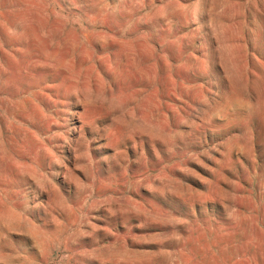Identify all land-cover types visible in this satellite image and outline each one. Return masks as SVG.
<instances>
[{"label":"rangeland","instance_id":"1","mask_svg":"<svg viewBox=\"0 0 264 264\" xmlns=\"http://www.w3.org/2000/svg\"><path fill=\"white\" fill-rule=\"evenodd\" d=\"M0 264H264V0H0Z\"/></svg>","mask_w":264,"mask_h":264},{"label":"bare ground","instance_id":"2","mask_svg":"<svg viewBox=\"0 0 264 264\" xmlns=\"http://www.w3.org/2000/svg\"><path fill=\"white\" fill-rule=\"evenodd\" d=\"M54 149V148H53Z\"/></svg>","mask_w":264,"mask_h":264}]
</instances>
